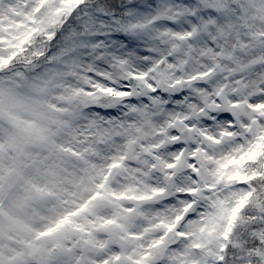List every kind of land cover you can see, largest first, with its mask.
I'll list each match as a JSON object with an SVG mask.
<instances>
[{
  "label": "snow or ice",
  "instance_id": "6c2138e0",
  "mask_svg": "<svg viewBox=\"0 0 264 264\" xmlns=\"http://www.w3.org/2000/svg\"><path fill=\"white\" fill-rule=\"evenodd\" d=\"M0 264H264V0H0Z\"/></svg>",
  "mask_w": 264,
  "mask_h": 264
}]
</instances>
